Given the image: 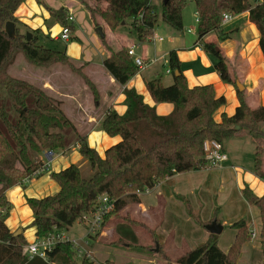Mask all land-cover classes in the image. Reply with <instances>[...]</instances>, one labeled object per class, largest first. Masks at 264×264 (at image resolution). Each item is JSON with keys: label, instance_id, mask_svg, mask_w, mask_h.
Masks as SVG:
<instances>
[{"label": "trees", "instance_id": "obj_1", "mask_svg": "<svg viewBox=\"0 0 264 264\" xmlns=\"http://www.w3.org/2000/svg\"><path fill=\"white\" fill-rule=\"evenodd\" d=\"M26 0H0V264H26L28 259L21 254L27 245L23 235L14 236L6 221L11 203L6 192L15 186H25V180L42 166L41 156L46 151L65 154L77 144L79 153L92 167L93 176L83 178L80 169L71 165L51 173L52 180L60 191L42 199L27 198L33 212L32 226L37 239H45L54 233L69 230L85 214L95 211L98 200L108 195L115 200V210L105 217L119 216L130 205L142 203L138 192L154 189L158 184L177 174L196 172L208 167L205 160L204 143L217 141L222 145L241 131H247L254 139H264V106L251 109L243 92L237 90L239 106L233 116L222 114L221 122L215 114L226 104L224 97L218 98L214 86L190 88L181 73V63L176 52L169 54V66L174 77L171 86H165L162 77L147 81V89L156 104L171 103L174 111L168 116H159L154 107L144 102L135 89H125L127 111L124 115L108 111L101 122V129L109 136H120L122 141L105 152V156L90 148L87 138L61 109V102L49 96L41 88L11 76L8 67L13 65L17 54L38 68L54 65L68 67L82 78L92 92L96 106L101 98L95 84L77 67L66 52L50 49L40 43L39 30L29 31L15 17L16 11ZM89 11L95 27L101 20L112 32L130 26L138 34L139 41L146 43L153 38L159 16L150 0H78ZM89 1L97 3L91 8ZM199 19L197 34L200 40L221 30L225 14L233 16L249 13V20L260 33V48L264 55V0H192ZM44 5L51 17L62 27L69 26L71 34L77 29L69 25L68 12ZM105 4V8L100 5ZM100 4V5H99ZM187 0H167L162 7V19L175 31L183 30V11ZM15 26L14 36L6 33L7 23ZM31 33L30 41L27 34ZM225 39V36H222ZM104 47L110 57L103 61L104 69L121 86H125L139 72L128 50H112L105 37ZM204 51L216 60L215 69L222 81L234 84L226 59L216 44L203 43ZM239 126L240 130L235 128ZM263 150L255 155V174L264 180L262 168ZM245 200L260 211L261 240L264 253V196H257L249 187L243 190ZM188 213L206 228L214 222L204 223L185 200ZM217 210L215 215L217 216ZM132 226H140L135 221ZM237 231L233 245L224 252L218 245L219 236L211 234L209 240L185 253L175 261L160 254L167 264H237L242 247L250 240V227L245 220L231 226ZM153 241L159 244L154 232ZM34 259V258H33ZM44 261V260H43ZM36 260L35 264H93L88 259L78 261L73 246L59 243L48 254V261ZM109 264H114L108 262Z\"/></svg>", "mask_w": 264, "mask_h": 264}, {"label": "crops", "instance_id": "obj_2", "mask_svg": "<svg viewBox=\"0 0 264 264\" xmlns=\"http://www.w3.org/2000/svg\"><path fill=\"white\" fill-rule=\"evenodd\" d=\"M55 1L60 2L61 5L57 4L56 6H53L48 2L46 3L50 8L55 10H59L61 8L65 9L69 16L71 15V12L74 13L78 4H82V2L78 0ZM15 17L29 31L39 30L42 34H44V32L47 34L49 31L51 32L52 28L54 30V40L58 41L60 39L59 33L62 26L51 17L45 6L38 4V0H26L16 11ZM197 19L198 16L196 13V22ZM76 23L77 21L75 20V27ZM97 23L100 24L99 28L102 29L105 37L107 36V33L114 35L113 38L109 40L111 42L106 41L112 50L118 51L122 48L129 50L136 47L135 51L138 57L142 58L146 62L157 59V63L144 71L138 72L127 85L121 86L104 69L103 61L110 57V52L106 49V47H104V45V52H102L101 59L98 63H94V61H90L87 58L82 60L79 54L69 52L68 48L66 50L68 56L74 59H72V61L77 67L85 66V74L97 87L101 98L99 106H96L92 92L84 83L82 78L75 75L73 72H70L68 68L66 69H68L69 72L64 70L65 66L54 65L49 69L44 68L40 70L42 72L52 71V73L54 70H61L63 73H66L69 78L74 79L73 77H75L77 80H74L77 81L76 83L78 84L76 85L79 87L78 92H76L70 84L56 83L52 77L37 81L36 79L26 80V78L22 79L14 75L12 76L20 80L28 81L29 83L44 90L55 100L61 102L62 111L75 125L78 133L87 138L90 148L95 149L101 157L105 156V152L108 149L122 141L120 136L111 137L104 132L101 129V122L108 111H116L120 115H124L126 113L127 106L125 103V89H135L138 94L143 96L146 104L156 109V113L159 116H168L174 111V105L171 103L156 104L146 86L147 81L163 76V74L155 67L165 60L169 62V54L172 51L177 54L178 60L181 63V73L186 78L190 88L212 85L214 86L216 96L218 98L224 97L226 99V104L214 116L216 122H221L222 114L233 116L236 113L239 106L237 90L244 93L246 102L251 109H257L264 106V55L260 48V33L257 27L250 22L248 12L234 16V19L230 23L221 28V30L224 29L222 34L214 32L203 38V40H200L197 34V40H194L193 43H189L188 45H184L178 42L175 38L171 37L168 42L169 47L166 53L161 55H159V53L155 54L153 59H151L152 57L150 55L151 48L156 53V48L154 47H156L158 42L161 43L164 41L162 37L155 36L157 37L155 41L153 39L155 37H153L146 43L140 41V46L139 44L130 42L125 33H121L120 30L112 32L103 22ZM230 25L232 26L229 27ZM188 32L190 34H194L195 31L190 29ZM75 34L77 35L78 31H76ZM223 35L225 36V39H222ZM160 39H162V41H160ZM220 41L224 43L222 44ZM203 43H213L217 45L222 56L226 59L231 78L235 81L234 84L222 81L219 73L215 69L216 61L204 51ZM149 44H152L153 46H149ZM139 50L140 52H138ZM162 65L165 66V64ZM166 74L173 75L170 67L166 70ZM173 81L163 83L165 86H171ZM239 85L242 87L241 89L239 88ZM84 97L88 99L87 103L85 102ZM241 134L242 131L231 140L227 141L226 145L225 143L223 144L224 151L228 155L227 162L219 167H207L206 169L200 171L177 174L170 177L166 181L158 184L152 190L151 194L143 195L141 197V204L132 207L134 208L135 214L144 218L145 223L150 228L154 227L153 230L161 228V231L164 232L166 237H170L173 234L171 238L172 243L169 245H166L168 241H165L163 244H160L159 242V245H161L164 249V255L168 258H170V249H176L177 244H185L187 246V244L190 243L191 236H193L192 241L198 244L199 247L205 244L211 235L206 228H203V231L200 228L197 230L195 226L197 224L195 219L188 213L186 203L179 198H188L189 205L191 202L194 203L196 207L192 210L197 214L202 213L200 218L204 223L209 224L214 219V221L222 225L223 231L218 235V245L225 253L229 251L237 235V231L231 227L234 223L240 220H245L251 230L255 228L254 219H252L251 222H248L244 219L246 217H243L244 213L243 215L239 214L243 205L246 207L245 211L250 210L254 216L257 213V221L260 223V232H256L257 236L260 235L262 228L260 211L256 206L250 205L245 200L243 190L246 187H249L257 196L263 197L264 180H261L256 176L254 166L241 161V154L244 152L245 147H248L250 143H254L253 146L255 147L256 155V149L258 150V148L264 147V144H261V142L259 143L257 140H255V142L248 143L246 141V143H243V140H239V138H242L240 136ZM232 141L237 145V147H232ZM262 143H264V141ZM72 149H75L76 151L72 160H68L65 165L60 162L57 166L58 170L54 172H60L71 166V164H74L80 169L83 178L87 179L92 177L93 170L89 161L87 159L84 160L85 158L81 156L77 148ZM57 154L59 159L60 154L58 152ZM57 157L55 159H57ZM41 161H44L43 155L41 156ZM50 175L51 173L44 174L32 179L29 183H26L25 186H15L6 192V196L12 206L9 217L6 221L7 227L13 235H23L27 244L34 243L37 240L36 229L32 226L34 221L33 212L27 204V198L42 199L58 194L60 188L52 180ZM231 179L236 182L235 185L238 189L239 199L234 196L230 197L229 189L227 195L224 190H220L219 195V190L216 186L219 185L220 187L222 185H226L227 182L231 183ZM198 188H201L205 194H211L213 192L214 196L224 200L223 202L221 201L220 213L224 212L225 216L230 218L228 219V223L227 221H220L217 216L215 218H213V215H211V217L210 215H208L209 217H205V209L202 207V204L205 206V201L202 197L197 195ZM130 208L131 207H127L124 210H129ZM255 208L257 211H255ZM220 209L218 208V210ZM234 211L239 215L231 217V214L234 213ZM156 216L158 217V221L155 220ZM172 219H175L177 223L172 221ZM188 224L191 226H188ZM184 226H188V229L185 230V228H183ZM226 227H229L230 229V239L226 242V244L221 245V238L226 231L225 229H227ZM95 238L96 237L85 238V235H83L78 238V240H80V243L84 248L88 251L94 252L89 245H91L90 242H93ZM186 249L187 253L191 250V247L188 245ZM251 256L252 252L249 250L248 245L245 244L242 247L237 264H242V259L244 257L247 258L248 264H253ZM36 260L38 261L41 259H29L26 264H35ZM105 261L108 260L105 259ZM260 264H264V261H261Z\"/></svg>", "mask_w": 264, "mask_h": 264}, {"label": "rangeland", "instance_id": "obj_3", "mask_svg": "<svg viewBox=\"0 0 264 264\" xmlns=\"http://www.w3.org/2000/svg\"><path fill=\"white\" fill-rule=\"evenodd\" d=\"M38 1H41L43 4L47 6L48 4L46 2H48L49 4L53 6H56L57 4L61 5L60 2H56L55 0H38ZM150 1H151V5L156 8L157 14L159 16L158 26L154 30L153 37L159 36L164 39L163 42L161 43L158 42L156 47H154L156 48V53L151 48V54H150L152 57L151 59H153L155 54L159 53V55H161V54L166 53L169 47L168 42L171 37L175 38L178 42L184 45H188L189 43H193L194 40H197L198 24L196 22L195 4L192 0H187V6L185 7L183 11L184 28H183V31H180V32L175 31L169 25L164 23L162 19V7H163L164 0H150ZM251 1L255 3L257 0H251ZM38 4L42 5L39 2ZM89 5L91 8L98 7L97 3L92 2V1H89ZM100 6L101 8H105L104 7L105 4L103 3ZM76 7L77 8L75 9L74 13L71 12L70 16H72L77 21L76 29L78 31V34L77 35L71 34V39L68 42H65L64 40H61V39H59L58 41H55L53 38L54 30L51 28V32L49 31V33L47 34H45V32L44 34L42 33L39 34L40 43L50 49L59 50L63 52H67L66 50L69 48V52H75L76 54H79L82 60L87 58L90 61H94V63H98V61H100L101 59L102 52H104L102 37L100 36V33H99L100 28L95 27V23L92 20L89 11H87V9H85L81 3L78 4ZM98 22L102 23L101 20H98ZM232 25H230L229 27H231ZM221 28L223 27L221 26ZM190 29H193L195 31L194 34H190L188 32V30ZM222 31L224 32V29H222ZM61 32H62V28L59 33V38L61 36ZM120 32L125 33L127 39L130 42L139 44L141 46V43H139L140 41L138 38V34L135 30H133L130 24L128 26L121 27ZM218 33L220 34V32ZM113 36L114 35H112L111 33H107L106 37L104 35L106 41H109L111 38H113ZM220 42L222 44L224 43L222 41ZM112 45H113V41H112ZM149 46H153V45L149 44ZM138 52H140V50ZM162 64H165V66H163ZM169 67H170L169 62L166 60L164 62L159 63V65L155 67L160 73L163 74L162 79L164 83H169L173 81V75L166 74V70H168ZM49 68H45V69H49ZM66 68L68 67H65L64 70L68 71L69 68L68 69ZM40 69H44V68H37V67L30 65L22 54H17L14 64L8 67V72L11 76L14 75L22 79L26 78V80L36 79L37 81H40V80H45L48 77H52L56 83L70 84L71 86H73L74 90L78 92L79 87L78 85H76L78 83H76L77 81L74 80L76 79L75 77H73L74 79H71L66 75V73H63L61 70H54L52 73V71L42 72ZM12 70H13V74H12ZM69 71L72 72L70 69ZM84 99H85V102L87 103L88 99L86 97H84ZM262 128L264 129V125L262 126ZM240 136L242 138H239V140H243V143H246V141L248 143L255 142V140H257L259 143L261 142V144H264L262 143L264 139H254L250 137L247 131H242V134ZM226 143L227 141L225 142V145ZM231 144H232V147L233 146L237 147V145L233 141ZM251 144L252 143H250L248 147H245L244 152L241 154L242 156L241 161L243 163H246L248 165L255 167V147L253 146L254 143L252 145ZM261 149L263 150L262 168L264 172V147H262ZM256 152H257V149H256ZM59 154L62 157L59 156V159L58 157L57 159H55L56 162L54 161V164L53 163L51 164V168L49 172L46 174L57 171L58 170L57 166L60 162H62L63 165H65L68 160L70 159L72 160V157L76 154V151L75 149H72L64 155H62L61 153ZM71 165H74V164H71ZM235 183L236 182L233 179H231V183L227 182L226 185H222L220 187L219 185H217L216 187L219 190V195H220V190L221 191L224 190V192H226V195H227L228 189H229L230 197L234 196L239 199V193H238V189ZM46 195H49V194H46ZM197 195L202 197L205 201V206H203L202 204L203 209H205L204 211V214L206 215L205 217H209L208 215H210L211 217V215H213V218H215L216 217L215 210L216 208L217 209L221 208L220 206L221 201L223 202L224 200L221 198H217V196H214L213 192L211 194H205L201 188H198ZM179 199L182 200L184 203H185V200L188 201V198H185V199L179 198ZM190 205H191V208L194 210L195 209L194 207H196L195 204L191 202ZM134 206L135 205L128 206L131 208L129 210L126 209L127 211L122 210L121 213H119V216H116V215L110 216L106 220L105 224L102 225L100 234L95 236L96 237L95 240L93 242H90L91 245H89L91 249L94 251V252L91 251V253L93 254L95 261L103 262L106 259L108 260L106 262L110 261L111 263H114V264H167V262L164 259V256L160 254L161 249L157 251L159 246L158 247L155 246L156 244L153 241L152 232L155 233L156 231L155 235L158 241L160 242V244L161 243L163 244L165 243V241H168L166 245H169L170 243H172L171 238L173 234L170 237H166L164 232L161 231V228L158 230H153L154 227L150 228L145 223L144 218L140 217L138 214H135L134 208H132ZM245 208H246L245 205H243L242 208L240 209L239 214L243 215L244 213L243 217H246L244 219H246L248 222H251L252 219H254L255 220L254 230L259 233L260 223L257 221V217H258L257 213L254 216L250 210L245 211ZM220 211L221 209L217 210L216 212L218 219L222 222L227 221L228 223L229 221L228 219L230 218H227L225 216V213L224 212L220 213ZM255 211H257L256 208H255ZM201 214H199L200 217H201ZM239 214H236V212L234 211V213L231 214L232 215L231 217L237 216ZM155 220L158 221L157 216L155 217ZM131 221H135L139 223L140 226H132L130 223ZM172 221L176 222L175 219H172ZM151 226H155V225H151ZM188 226H191V225L188 224ZM188 226H184L183 228H185L186 230L188 229ZM195 226L197 230H199V228L202 231L204 230L202 226L198 225V223ZM226 228L227 229H225L226 231L222 235V238H221L222 239L221 245L226 244V242H228L230 239V235H229L230 229L229 227H226ZM61 233L64 234V236L67 237L69 240L73 241V240H78V238L85 235L86 228L84 225H81L79 222H76L69 230L63 231ZM192 239H193V236H191L190 243L187 244V246L185 244H182V245L177 244L176 249H170L169 259L171 261H175L177 258L184 255L187 251L186 247H188V245L189 247H191V250H193V248L195 249L196 247H198V244L193 242ZM246 245H248L249 250L252 252L251 260L253 264H260L261 261H264L261 233L255 239H252L250 237V240L246 243ZM246 257L242 259V264H248Z\"/></svg>", "mask_w": 264, "mask_h": 264}, {"label": "built area", "instance_id": "obj_4", "mask_svg": "<svg viewBox=\"0 0 264 264\" xmlns=\"http://www.w3.org/2000/svg\"><path fill=\"white\" fill-rule=\"evenodd\" d=\"M234 19L233 15L225 14L222 19L221 26H225L230 23ZM69 25L74 24L75 19L72 16L68 17ZM199 22V19H197ZM61 40L68 42L71 39V30L69 26H63L62 32L60 36ZM154 41L157 37L153 38ZM162 41V39H160ZM136 47L128 50L129 56L133 59L134 63L140 71H144L152 65L157 63V59L150 60L148 62L144 61L142 58L136 55L135 51ZM72 148H77L79 150L80 146L77 144ZM204 151H205V160L207 161L208 167H219L225 162L228 161V155L225 153L223 145L217 141H206L204 143ZM44 161L42 162V166L39 170H37L31 177L25 180V183H29L32 179L42 176L49 172L51 168V164L58 156L56 152L46 151L44 154ZM153 189H146L143 192H138L139 196L149 195L151 194ZM116 202L108 195H103L99 198L98 204L95 208V211L91 214L83 215L78 222L81 225H84L86 228L85 238L95 237L100 234L101 227L104 223L105 217L108 216L115 210ZM250 237L255 239L257 237V232L253 229L251 230ZM59 243H69L73 246L75 252V258L78 261H82L84 259H88L93 264H109L106 261L97 262L95 261L93 254L91 251H88L86 248L82 246L80 240H69L64 234L54 233L45 239H37L34 243L24 245L21 248V254L23 257L29 259L39 258L48 261V254L52 252L55 246Z\"/></svg>", "mask_w": 264, "mask_h": 264}, {"label": "water", "instance_id": "obj_5", "mask_svg": "<svg viewBox=\"0 0 264 264\" xmlns=\"http://www.w3.org/2000/svg\"><path fill=\"white\" fill-rule=\"evenodd\" d=\"M166 3H167V0H164V4H166ZM5 31H6L7 34H9L11 37H13L14 36V32H15L14 23H12V22L7 23ZM99 33H100V36L101 37H104V33H103V31H102L101 28L99 29ZM31 37H32V34L31 33H28L27 34V40L30 41ZM239 88L241 89L240 85H239ZM235 129L236 130H240V127L237 126ZM206 229L208 230V232L210 234H215V235H219L223 231L222 225L221 224H218L216 221H214L213 223H211L210 225H208L206 227ZM20 233H21V231H20ZM14 236H17V234L14 235ZM158 246L159 245L157 244V247ZM157 251H159V247H158Z\"/></svg>", "mask_w": 264, "mask_h": 264}]
</instances>
